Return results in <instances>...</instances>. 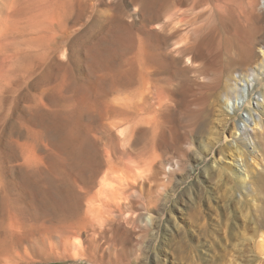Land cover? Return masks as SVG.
Here are the masks:
<instances>
[{"label": "rangeland", "instance_id": "1", "mask_svg": "<svg viewBox=\"0 0 264 264\" xmlns=\"http://www.w3.org/2000/svg\"><path fill=\"white\" fill-rule=\"evenodd\" d=\"M251 1L0 0V222L20 238L0 247V264H264V91L257 86L251 98L253 117L241 107L244 136L245 121L226 104L228 71L211 37L228 20L249 19ZM175 11L197 21L183 23L190 39L180 47L196 48L187 64L171 58L156 33ZM149 45L164 63L124 71ZM87 92L125 110L140 95L152 98L157 133L119 150L154 152V177L119 201L101 232L84 229L85 258L58 259L49 256L58 231L91 215L93 149L112 142L106 126L120 119L78 115L88 128L66 146Z\"/></svg>", "mask_w": 264, "mask_h": 264}, {"label": "bare ground", "instance_id": "2", "mask_svg": "<svg viewBox=\"0 0 264 264\" xmlns=\"http://www.w3.org/2000/svg\"><path fill=\"white\" fill-rule=\"evenodd\" d=\"M251 3L252 7L249 10L251 11L252 15L249 19H245L243 21L239 19L236 21L228 20L226 24H224L222 27H217L215 31L211 33V37L214 43L217 45V57L218 59L222 60L223 65L226 67L225 69L228 71L226 85L223 89L224 96L226 97V104L228 107L236 109V112L240 113L242 119L245 121L244 127L242 128V133L244 136L249 133V129L247 127L248 123H246L248 120L247 118L244 119V109L241 107L245 103L243 105V107L247 108L245 111L250 117H253L256 110L251 109L253 107L251 98L256 94L257 86H262L263 88L260 90L264 91V0H252ZM167 17L168 18H166V20L163 19L164 21L162 22L163 24L161 26V29L164 33L160 32L159 30L156 33L157 35L161 34V36H163L166 40L167 50L173 55L171 58L175 59L177 62L183 61L187 64V56L192 53L195 54L196 48H194V46L191 47L189 43L187 46L185 45L186 47L184 48L180 47L181 44L187 42V40L190 39V36H188L190 31H184L183 23L192 26L195 25L197 21L195 22L192 19H188L177 11L173 12V14ZM2 25L3 18L0 17L1 32ZM257 48L262 49L263 54L258 52ZM174 54H179V56H174ZM163 63L164 61H162L152 45L144 46L142 49H140L137 55L134 56V58L132 57L129 60V68L124 67L126 68L124 71H128V73L140 72L141 74H144L143 72L149 70L152 66L161 65ZM139 64L144 66V69H139ZM3 76L4 72L0 70V78ZM262 96L264 97V93ZM127 106L130 109L128 108L125 110L119 109L117 106H105L99 98L94 97V95L92 96L91 93L87 92L81 102L79 111L75 113L76 115L73 118L71 124L66 128L65 131L68 133V137L65 144L68 147H74L80 143L79 140H82L85 133V128H88V125L85 121L82 122L81 119H78V115L81 116V114H86L89 122L91 115L95 110L98 117L104 114H109L116 117L120 115L121 119L115 122H110L106 126L111 131V133H113L112 135H114L112 136V142L106 144L103 149L99 148V145L97 147L95 146L93 149L95 151V156H97V161L99 162L98 165H96L99 170L97 177L95 176L97 178L95 179V184L98 188L95 191L93 190L94 192L92 193V196L89 200L90 202L87 204V211L91 215L86 214V216L88 215V219L84 218V221L82 220L81 222H76L75 225H70V228L67 227L69 230H66L65 228H63L65 230H59L58 233L60 234H57L60 237L58 241L59 246H57L58 248L56 251L53 250V252H50L49 256H55L58 259L73 258L81 260L83 257L85 258L88 255V249L85 243L87 242V234L84 229H87L89 232L100 231V229L109 219L108 216L110 213L115 210L117 211L122 207L120 200L126 199L131 189L144 188L148 184V181L152 180L151 177H154L152 175L155 170L154 161L156 160V155L154 152L150 151L138 156H132V151L130 152V150H125L127 147L120 151L119 145L122 144L124 147L133 143L135 145L136 139L138 137H142L147 133L151 135L156 134L159 129V121L156 113L158 112V109L154 107L152 98L146 94L138 96L135 103L128 104ZM259 117H261L260 113ZM123 121H125V123ZM120 127L123 128L121 129ZM117 129H121L120 132L123 136L121 135V137H119L116 134L115 130ZM239 140L241 139L239 138ZM88 149H92L91 146ZM221 152L223 154L224 150L222 149ZM74 157L77 159V156ZM100 175L101 177H99ZM130 179L134 180L135 183L137 182L138 184L132 183V180L130 181ZM9 204V199L4 198L1 205L2 211H6L9 207ZM74 212L75 211H73V213ZM6 224L4 222H0V247H7L10 245V243L20 242L19 236H17L12 230H9ZM71 228H76V231L73 230L71 232ZM66 231L67 234H65ZM91 237L93 236L91 235ZM42 250V254L46 253L45 247H43Z\"/></svg>", "mask_w": 264, "mask_h": 264}]
</instances>
